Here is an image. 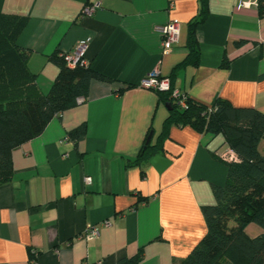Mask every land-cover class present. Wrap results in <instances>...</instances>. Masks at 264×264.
I'll list each match as a JSON object with an SVG mask.
<instances>
[{"label": "crops", "instance_id": "crops-1", "mask_svg": "<svg viewBox=\"0 0 264 264\" xmlns=\"http://www.w3.org/2000/svg\"><path fill=\"white\" fill-rule=\"evenodd\" d=\"M90 1L0 0V13L27 18L17 43L43 93L58 71L48 56L82 39H89L88 66L109 79H91L83 103L11 151L12 176L0 184V264H117L138 253L137 264H176L206 234L202 206L215 203L213 186L227 180L220 155L230 147L222 135L172 125L158 152L137 159L168 116L156 93L137 86L151 70L205 106L223 99L264 113V16L256 0H208L199 64L179 67L199 0H99L82 15ZM170 20L179 37L163 54L158 27ZM81 124L86 133L75 141L69 132ZM89 225L97 236L85 237ZM261 231L247 227L252 236Z\"/></svg>", "mask_w": 264, "mask_h": 264}, {"label": "trees", "instance_id": "trees-1", "mask_svg": "<svg viewBox=\"0 0 264 264\" xmlns=\"http://www.w3.org/2000/svg\"><path fill=\"white\" fill-rule=\"evenodd\" d=\"M256 2L259 16H264V0ZM199 4L198 15L188 24V56L177 67L199 64L197 30L209 15L208 0H199ZM26 23L24 16L0 13V184L12 176L11 151L15 147L39 135L54 115L75 106L78 97H86L91 79L109 80L89 66H68L56 50L48 60L58 71L49 90L43 93L28 67L29 52L17 43ZM230 61L224 57L222 64L228 66ZM156 96L167 106L168 116L156 144H150L146 138L137 159L158 152L172 125H190L212 136L222 135L238 158L227 162L225 184L213 186L215 203L202 206L206 234L176 264H264V154L259 151L264 139V113L253 107L234 106L223 99H217L210 111L209 106L190 97L187 106L180 107L168 91L157 92ZM85 133L86 126L81 124L69 136L76 141ZM250 224L258 225L262 231L250 235ZM139 260L140 253L117 264H137Z\"/></svg>", "mask_w": 264, "mask_h": 264}, {"label": "built area", "instance_id": "built-area-1", "mask_svg": "<svg viewBox=\"0 0 264 264\" xmlns=\"http://www.w3.org/2000/svg\"><path fill=\"white\" fill-rule=\"evenodd\" d=\"M256 2V1H255ZM249 2L242 3V6H248ZM257 4V2H256ZM100 7L99 0L90 1L88 4L84 5L82 8V15H92L97 8ZM158 31L161 36V50L162 53H168L172 46L177 42L179 37V23L177 20H170L165 25L158 27ZM89 39H82L77 41L72 51L61 52V55L64 57L66 64L70 67H74L76 64L82 65L84 67L88 66V62L85 59V50L87 48ZM138 86L147 90H150L154 93L157 92H170V97L173 101L180 107L187 106V96L181 94L177 88L173 87L169 77L161 76L157 69L151 70L144 77H142L138 83ZM85 101V97L81 96L76 99L77 104H81ZM213 106H209L211 111ZM223 160L227 162H232L238 160L236 153L232 148L223 154L220 155ZM84 181L90 183V177H85ZM103 225L108 226L109 222L104 221ZM99 230L94 225H89L85 231L86 238H92L97 236Z\"/></svg>", "mask_w": 264, "mask_h": 264}, {"label": "rangeland", "instance_id": "rangeland-1", "mask_svg": "<svg viewBox=\"0 0 264 264\" xmlns=\"http://www.w3.org/2000/svg\"><path fill=\"white\" fill-rule=\"evenodd\" d=\"M259 151L264 154V139L261 141V144L259 146ZM231 224H234V222H232Z\"/></svg>", "mask_w": 264, "mask_h": 264}, {"label": "water", "instance_id": "water-1", "mask_svg": "<svg viewBox=\"0 0 264 264\" xmlns=\"http://www.w3.org/2000/svg\"><path fill=\"white\" fill-rule=\"evenodd\" d=\"M149 139H150V135H149V137L147 138V142L149 141Z\"/></svg>", "mask_w": 264, "mask_h": 264}]
</instances>
